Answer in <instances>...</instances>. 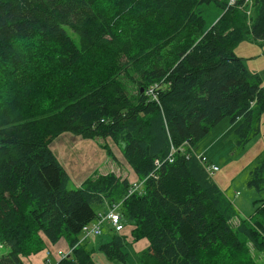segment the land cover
Wrapping results in <instances>:
<instances>
[{
  "label": "trees",
  "instance_id": "1",
  "mask_svg": "<svg viewBox=\"0 0 264 264\" xmlns=\"http://www.w3.org/2000/svg\"><path fill=\"white\" fill-rule=\"evenodd\" d=\"M112 2L113 15L97 0H0V66L22 78L0 96V264H26L61 238L71 251L57 264H97L82 229L114 203L148 239L140 264H260L251 250L264 254V199L239 217L193 149L226 117L242 145L260 131L264 85L235 49L264 41V0L252 16L245 0ZM12 80L0 75V89ZM34 91L50 100L33 108ZM65 132L122 145L142 190L129 195L115 172L69 188L51 148ZM247 184L264 191V158ZM113 233L99 249L126 263L127 237Z\"/></svg>",
  "mask_w": 264,
  "mask_h": 264
},
{
  "label": "rangeland",
  "instance_id": "2",
  "mask_svg": "<svg viewBox=\"0 0 264 264\" xmlns=\"http://www.w3.org/2000/svg\"><path fill=\"white\" fill-rule=\"evenodd\" d=\"M97 4L98 8H102L107 14L113 15L115 13L112 0H97ZM248 4L250 5L248 15L252 16L254 14L253 0L248 2ZM129 22H131L129 18L124 19L121 22V26L129 24ZM67 30L78 42L76 33L70 27H67ZM38 49L42 48L39 47ZM235 50L237 56L243 59L248 71L254 75H259L264 85V41L247 40L241 42ZM43 54L46 58L48 57L49 53L46 48H43ZM0 75H6L13 79L11 86L0 89V96L9 94L12 88L16 89L20 85L22 78L9 75L8 64L0 66ZM45 94L42 95L39 91H34L31 98L27 99V101L37 105L32 106L33 108L43 107L44 102L50 100L49 96ZM233 126L231 118L226 117L222 124L216 126L215 129L212 128L210 133L197 143L196 151L206 153L209 160L218 165L219 170L214 173L215 181L233 202L239 212V217L248 219L255 215L257 207L262 204L261 200L264 199V191L258 192L247 184L250 170L259 160L264 158V114L262 115L259 133L253 136L245 145L238 142ZM51 148L60 162L63 164L65 162L68 166L67 170L70 175L69 188H78L81 185L80 180L86 179L94 169H98V173L115 171L119 176L121 174L123 176L129 175V179H137L135 172L124 157L123 146L112 139H85L72 132H65L53 140ZM123 176L121 178H127ZM237 192H239L238 195H236ZM101 212L103 210L99 213ZM122 222L124 229L117 232L127 237L128 245L125 247V251L128 253L127 262L110 259L99 249V245L109 241L114 234L113 232L116 231L110 224L111 229L105 223L103 225V233L88 241L86 245L89 249L95 248L92 256L97 264H140L139 255L147 248L148 239L144 237L136 239L133 235L135 226L129 222L125 223L123 220ZM237 225L238 216L232 220V226L235 227ZM44 241L45 247L43 249L32 255H24L26 264H55V260L59 255V257L64 258L71 251V247L69 249L68 246H64L65 240L58 243L48 242L45 239ZM8 250L7 247H2L0 243V257L6 254ZM58 250L62 251L64 255L59 254ZM251 253L258 263L264 264L263 253H259L254 249L251 250Z\"/></svg>",
  "mask_w": 264,
  "mask_h": 264
},
{
  "label": "built area",
  "instance_id": "3",
  "mask_svg": "<svg viewBox=\"0 0 264 264\" xmlns=\"http://www.w3.org/2000/svg\"><path fill=\"white\" fill-rule=\"evenodd\" d=\"M252 0H245L246 4ZM235 0H231L230 3H234ZM153 93V89L150 90ZM179 148H172L168 158L170 161H173V155L178 151ZM201 163L204 165L205 169L213 176L216 171L219 170L217 164L210 162L206 155L199 156ZM132 187L129 190V195L134 191H141L143 188V183L140 181H136L132 183ZM237 192L236 195H238ZM121 203H114L112 206L108 207V210L104 213L101 212L98 214V217L92 223L86 224L82 229V241H91L94 238L100 236L103 233V225L108 222L112 226V228L118 232L124 229V225L122 222V214L120 211ZM59 254L64 255L62 251H59Z\"/></svg>",
  "mask_w": 264,
  "mask_h": 264
},
{
  "label": "crops",
  "instance_id": "4",
  "mask_svg": "<svg viewBox=\"0 0 264 264\" xmlns=\"http://www.w3.org/2000/svg\"><path fill=\"white\" fill-rule=\"evenodd\" d=\"M222 123L224 122V120L223 121H221ZM219 123L218 125H220V124H222V123ZM217 125V126H218ZM231 126V125H230ZM216 128V126L214 127V129ZM233 128H235V126H233ZM210 133V132H209ZM108 139H110V138H108ZM105 140V139H104ZM111 140V139H110ZM197 146V145H196ZM196 146H195V148L193 149L194 151H195V153L197 154V155H199V156H202V155H206V153H199L198 151H196ZM207 156V155H206ZM209 159V158H208ZM211 162V161H210ZM62 165L65 167V169L67 170V165H66V163L64 162V164L62 163ZM67 172H68V170H67ZM109 172H115V171H109ZM109 172H100V173H98V169H94L92 172H90L91 173V175H88V176H93V175H95V174H107V173H109ZM116 173V172H115ZM134 173V172H133ZM69 174V173H68ZM135 174V177L137 178L136 180H132V179H129V175L127 176H123L122 174H121V176H123V177H127L128 179H129V181L131 182V183H134V182H136V181H139V177H138V175L136 174V173H134ZM88 176H87V178H88ZM213 177H214V175H213ZM86 178V179H87ZM85 180V179H84ZM84 180H80V184H82V182L84 181ZM101 210H103V212H105V211H107L108 210V208L107 207H105V208H102ZM107 223V225L109 226V228L111 229V226L108 224V222H106ZM238 223H239V219H238ZM47 240V239H46ZM62 240H65L64 241V246H68L69 247V249H70V245H69V243H68V241H66V239H64V238H61L59 241H62ZM48 241V240H47ZM49 242V241H48ZM58 243V242H57ZM148 245H149V243H148ZM95 249V248H94ZM59 250H61V249H59ZM58 250V251H59ZM32 255V254H31ZM59 255V254H58ZM60 256V255H59ZM57 257V259L55 260V264H57V262L61 259V257Z\"/></svg>",
  "mask_w": 264,
  "mask_h": 264
}]
</instances>
